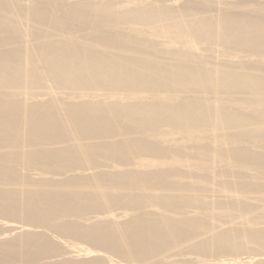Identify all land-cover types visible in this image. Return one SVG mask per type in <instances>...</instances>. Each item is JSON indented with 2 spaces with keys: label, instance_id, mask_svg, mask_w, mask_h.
I'll use <instances>...</instances> for the list:
<instances>
[{
  "label": "bare ground",
  "instance_id": "obj_1",
  "mask_svg": "<svg viewBox=\"0 0 264 264\" xmlns=\"http://www.w3.org/2000/svg\"><path fill=\"white\" fill-rule=\"evenodd\" d=\"M177 262L264 264V0H0V264Z\"/></svg>",
  "mask_w": 264,
  "mask_h": 264
},
{
  "label": "rangeland",
  "instance_id": "obj_2",
  "mask_svg": "<svg viewBox=\"0 0 264 264\" xmlns=\"http://www.w3.org/2000/svg\"><path fill=\"white\" fill-rule=\"evenodd\" d=\"M48 88L51 89V90H57V88H56L55 86H53L52 84H49V85H48ZM33 171H34V170H33ZM37 171H38V170H37ZM42 228H43V227H40L39 229L41 230ZM3 229H4V228H3ZM43 229H44V228H43ZM43 229H42V230H43ZM1 231H3V230L1 229ZM43 231H46V232H48V233L50 232V231H48V229H47V230L45 229V230H43ZM51 234L53 235V231H52V230H51ZM51 234H50V235H51ZM54 234H56V233H54ZM56 235H57V236H56ZM56 235H53L54 238H55V236H56L55 239L58 240V241L60 242V239H57L58 234H56ZM60 237H61V236H59V238H60ZM63 239H64V238H63ZM63 239L61 240V242L63 241V242L66 243V240H67V239H66V238H65L66 240H65V239L63 240ZM70 240H72V239H69V241H70ZM67 241H68V240H67ZM74 241H75V240H73V241H71V242H74ZM63 242H62L61 244L63 245V248H64L63 251H62L64 254H63V253L61 254L62 257L59 255V256H58L59 258L69 257V256H71L74 252L71 253V254H69V250H72V249L74 250V248H76V247H74V248L71 247V249H70V247L67 246V245H64L65 243H63ZM76 242L78 243V241H75V243H76ZM81 244L84 245V243H80V244L78 243L77 246H79V245H81ZM85 245H86V244H85ZM80 247H81V246H80ZM83 247H84V246H83ZM87 247H88V246H87ZM67 249H68V250H67ZM76 249L78 250V248H76ZM66 253H67V254H66ZM65 254H66L67 256H65ZM74 254L76 255V252H75ZM245 254H246V255H244V253H243V254H241V255H239V256H240L241 258H246L247 255H248V256L250 255L249 253H248V254L245 253ZM63 255H64V256H63ZM187 256H188L189 258H188ZM187 256H186L185 259L183 258V260H190V259H191L192 261H190V262L197 261L198 259H199V260H200V259H202V260H205V259H206V260H205L206 262H207V260H209L208 262H216V261H218V259H216L217 257H218V258H221V257H219V256H217V257H213V256L210 257V256H207L208 258L205 257V256H201L202 258H198V259H197V257H199V256H197V255H193V256H192L191 254H189V255H187ZM222 256H224L225 258H221V259H226V256H225V255H222ZM227 256H230L231 258H232V257H235V255H227ZM248 256H247V257H248ZM56 257H57V256H56ZM56 257H54V259H55ZM58 257H57V258H58ZM71 257H73V255H72ZM175 257H176V256H175ZM175 257L170 256V258H167V259H173V261H172V260H170V261L175 262V261H176ZM177 257H178V256H177ZM194 257L196 258L195 260H193ZM209 257H210V258H209ZM178 258H179V260H180L181 257H178ZM178 258H177V261H178ZM212 258H214V259H216V260H213ZM227 258H228V257H227ZM167 259H165V260H161V261H165V262H166V261H169V260H167ZM174 259H175V260H174ZM211 259H212L213 261H212ZM181 260H182V259H181ZM179 262H181V261H179ZM183 262H184V261H183ZM185 262H186V261H185ZM177 263H178V262H177ZM178 264H179V263H178ZM193 264H196V262L193 263Z\"/></svg>",
  "mask_w": 264,
  "mask_h": 264
}]
</instances>
